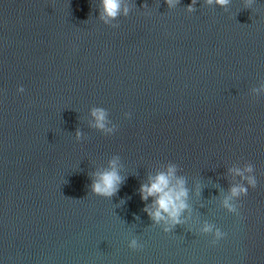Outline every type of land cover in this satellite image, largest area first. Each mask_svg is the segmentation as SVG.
Segmentation results:
<instances>
[{"label": "water", "instance_id": "obj_1", "mask_svg": "<svg viewBox=\"0 0 264 264\" xmlns=\"http://www.w3.org/2000/svg\"><path fill=\"white\" fill-rule=\"evenodd\" d=\"M98 3L0 0V264H264V95H251L264 83V0H198L191 14V0H129L118 28ZM93 107L111 136L89 126ZM114 156L123 183L93 196ZM170 162L189 210L165 234L138 190ZM245 163L258 183L236 216L221 201ZM205 222L226 238L211 245Z\"/></svg>", "mask_w": 264, "mask_h": 264}, {"label": "clouds", "instance_id": "obj_2", "mask_svg": "<svg viewBox=\"0 0 264 264\" xmlns=\"http://www.w3.org/2000/svg\"><path fill=\"white\" fill-rule=\"evenodd\" d=\"M168 9H173L180 4V0H164ZM198 0H191V3L184 9L191 14L196 11L195 5ZM232 0H203V6L215 7L228 11ZM257 0H242V10H253ZM98 19L106 26L118 28L119 24L114 23L119 17H127L130 12L129 0H99ZM23 86L17 88V93H23ZM253 97L264 95V83L259 87L251 89ZM89 115L92 118L90 127L102 133L105 136H111L116 130V125L108 119V111L101 107H93ZM128 118L129 114H125ZM84 138L83 133L78 129L75 134L77 142ZM179 167L175 163H168L155 174H149L147 181L141 183L139 187V196L142 202L151 200L143 208L153 225L161 226L162 231L167 234L176 226L185 223L184 213L189 210V188L187 179L184 175L178 174ZM229 173L233 177H238L239 181L232 183L228 193L224 195L221 201V207L227 213L236 216L240 215V205L237 201L248 194V189L257 187V177L254 175V165L245 163L243 167L229 168ZM124 177L120 172L119 157L114 156L108 162V167L97 170L92 174L90 191L93 196L111 199L119 190ZM200 187L197 185L196 194L199 195ZM124 203V201H121ZM139 219V217H136ZM200 234L211 235L210 244L215 246L219 241L226 238L227 233L221 231L212 223L205 222L200 228ZM128 248L137 251L143 248V244L136 237L128 242Z\"/></svg>", "mask_w": 264, "mask_h": 264}]
</instances>
